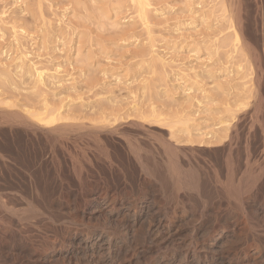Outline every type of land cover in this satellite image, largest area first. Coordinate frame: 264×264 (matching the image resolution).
Instances as JSON below:
<instances>
[{
  "label": "bare ground",
  "instance_id": "bare-ground-1",
  "mask_svg": "<svg viewBox=\"0 0 264 264\" xmlns=\"http://www.w3.org/2000/svg\"><path fill=\"white\" fill-rule=\"evenodd\" d=\"M223 1L248 83L200 86L215 101L203 127L166 88L82 111L32 99L41 70L28 99L0 71V264H264V38L246 34L241 0Z\"/></svg>",
  "mask_w": 264,
  "mask_h": 264
},
{
  "label": "rangeland",
  "instance_id": "rangeland-1",
  "mask_svg": "<svg viewBox=\"0 0 264 264\" xmlns=\"http://www.w3.org/2000/svg\"><path fill=\"white\" fill-rule=\"evenodd\" d=\"M254 1L259 7L252 0H241L242 8L245 7L243 11L249 9L243 12V18L247 24L246 34L252 39L257 38L260 46L264 40V23L259 22L264 0ZM222 2L142 0L139 4L138 0H0V71L10 72L12 84L24 89V92L20 89L23 92L20 99H28L27 94L36 87L32 85L35 75L31 74L35 69L41 70L44 80L39 82L43 84L37 80L34 83L37 82L36 88L42 92L30 97L35 101L47 97L57 104H61V100L66 109L76 106L75 109L82 110L81 105L85 104L82 108L86 110L98 103L96 101L102 100V103L111 99H114L113 105L118 103L125 108L131 107L132 100L147 106L150 91L166 88L170 92L168 96L171 94V97L165 96L168 108L177 109L183 105L201 126L206 123V118L209 122L208 115L211 114L206 112L211 101L204 98L200 86L216 96L219 89L215 88L218 89L216 94L211 91L219 82L222 87L226 85L227 90L231 86V92L248 83L242 82L246 79L240 77L248 70V60L230 43L228 11ZM2 78L0 83L4 81ZM86 80L92 81L91 84ZM143 85L148 86L146 91L142 90L145 93L141 92ZM232 86H237L238 90ZM102 88H108L106 92L112 91L105 96V90H102L103 95H99ZM186 94H190L189 97H185ZM205 103H209V107ZM203 105L208 107V110L204 107L207 111L200 107Z\"/></svg>",
  "mask_w": 264,
  "mask_h": 264
}]
</instances>
